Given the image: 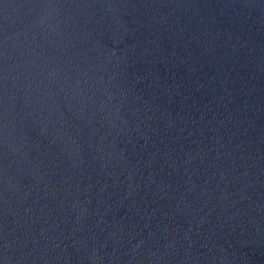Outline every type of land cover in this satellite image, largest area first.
Instances as JSON below:
<instances>
[{
  "label": "water",
  "instance_id": "1",
  "mask_svg": "<svg viewBox=\"0 0 264 264\" xmlns=\"http://www.w3.org/2000/svg\"><path fill=\"white\" fill-rule=\"evenodd\" d=\"M0 264H264V0H0Z\"/></svg>",
  "mask_w": 264,
  "mask_h": 264
}]
</instances>
